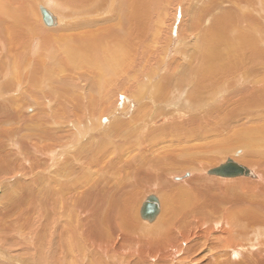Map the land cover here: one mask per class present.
I'll use <instances>...</instances> for the list:
<instances>
[{
  "label": "bare ground",
  "instance_id": "obj_1",
  "mask_svg": "<svg viewBox=\"0 0 264 264\" xmlns=\"http://www.w3.org/2000/svg\"><path fill=\"white\" fill-rule=\"evenodd\" d=\"M0 194L37 264H264V0H0Z\"/></svg>",
  "mask_w": 264,
  "mask_h": 264
},
{
  "label": "rangeland",
  "instance_id": "obj_2",
  "mask_svg": "<svg viewBox=\"0 0 264 264\" xmlns=\"http://www.w3.org/2000/svg\"><path fill=\"white\" fill-rule=\"evenodd\" d=\"M261 6V5H260ZM184 19H188L187 18V16L186 17H184ZM186 30H187V27L185 28ZM188 31V30H187ZM159 47H161V45L159 46ZM160 49V48H159ZM159 50L158 49H156V52H158ZM159 53V52H158ZM156 54V55H154V60H155V62H157V60L159 59V56L158 55H160V54ZM40 83H41V86H42V88H41V90H43V89H45L46 87H47V85L45 86L44 84L45 83H43V82H35V85H33V83L30 85H28L27 87H26V89L27 90H32V92H34V93H36L37 91H40V88H39V86H40ZM39 85V86H38ZM31 86V87H30ZM45 87V88H44ZM32 88V89H31ZM38 90H37V89ZM161 88V87H160ZM34 90V91H33ZM133 91H135V90H133ZM131 93V92H130ZM32 101H33V103H32ZM34 102H37L38 103V100H35L34 101V98H32V99H30V103H32V104H30L33 108H35L36 109V103H34ZM36 104V105H35ZM29 105V106H30ZM166 111L168 112V113H170L171 112V109H166ZM26 113H28L29 115H31V114H33L32 115V117L36 114L35 112L33 113V111L32 112H27V111H25V115L27 116V117H30V116H28V114H26ZM32 117H30V118H32ZM30 118H28V119H30ZM19 158H21L22 160H24V158H23V156H20V157H18V156H16V160H18ZM19 174H21V172L19 173ZM14 176H15V174H13ZM14 176H9V177H6L7 179H9V178H11V177H14ZM16 176L17 177H19L17 174H16ZM212 176H215V175H212ZM3 178V177H2ZM13 179V178H12ZM19 182H21V181H19ZM16 185V184H15ZM3 191V190H2ZM4 191H6V190H4ZM147 191H151V190H145L144 192H147ZM0 196H1V194H0ZM10 212V211H9ZM8 212V213H9ZM37 212V211H36ZM41 213H42V211H41ZM12 215V212L10 213V214H8L7 216V221H9V217ZM139 215H140V211H139ZM29 216H30V220H29V224L27 225V226H25L26 228H24V230L21 232V233H16V232H14V231H6L5 232V234L7 233V234H9V235H2V234H0V245L2 246L3 245V247L6 249V250H8V251H12V252H14V253H12L13 255H15V256H17L18 258H20L21 260H29V262H30V264L32 263V262H34L35 264H37L36 263V261L37 260H35V257H36V259H38V256L37 255H34V252L31 250V242L33 241V239H34V241H33V243H35L36 244V246L37 247H39V243H46L47 241H48V236H49V234H46L45 233V230H46V228H45V230H43V224L45 223V221H46V219H45V217H44V215H43V213H42V215L41 214H39V213H37V214H34L33 216H31L30 214H29ZM44 218V219H43ZM141 218V217H140ZM141 220H143V221H146L147 222V220H145V219H142L141 218ZM28 231V232H27ZM18 234V235H17ZM11 235H13V236H11ZM4 236H6V237H4ZM25 236V237H24ZM12 237V238H11ZM5 238V239H4ZM47 240V241H46ZM6 241V242H5ZM52 241H54V240H52ZM3 242V243H2ZM10 243V244H9ZM4 244H6V245H4ZM9 244V245H8ZM41 244H40V246H41ZM54 244V243H53ZM52 244V245H53ZM21 246V247H20ZM46 246H48V243H46ZM7 247V248H6ZM10 247V248H9ZM10 250H9V249ZM18 250V251H17ZM24 250V251H23ZM53 251H55V250H53ZM24 255V256H23ZM34 257V258H33ZM40 264V263H39Z\"/></svg>",
  "mask_w": 264,
  "mask_h": 264
},
{
  "label": "water",
  "instance_id": "obj_3",
  "mask_svg": "<svg viewBox=\"0 0 264 264\" xmlns=\"http://www.w3.org/2000/svg\"><path fill=\"white\" fill-rule=\"evenodd\" d=\"M45 23L48 26H56L54 16L50 15L47 11L44 15ZM211 174H216L219 176H226V177H232V176H253V173L246 169L245 167L239 166L237 163L233 162L232 160H229L227 164L221 165L219 168L211 170ZM160 208L159 203L156 197L149 196L144 203L142 210H141V216L143 219L152 221L156 218V216L159 214Z\"/></svg>",
  "mask_w": 264,
  "mask_h": 264
}]
</instances>
